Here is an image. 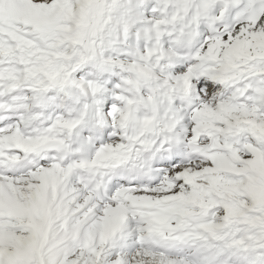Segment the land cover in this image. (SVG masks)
I'll return each mask as SVG.
<instances>
[{"label":"snow or ice","instance_id":"snow-or-ice-1","mask_svg":"<svg viewBox=\"0 0 264 264\" xmlns=\"http://www.w3.org/2000/svg\"><path fill=\"white\" fill-rule=\"evenodd\" d=\"M0 264H264V0H0Z\"/></svg>","mask_w":264,"mask_h":264}]
</instances>
